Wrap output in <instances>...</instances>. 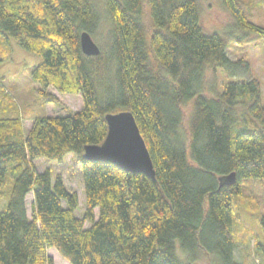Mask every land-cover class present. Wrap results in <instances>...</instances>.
Masks as SVG:
<instances>
[{
	"label": "trees",
	"instance_id": "trees-1",
	"mask_svg": "<svg viewBox=\"0 0 264 264\" xmlns=\"http://www.w3.org/2000/svg\"><path fill=\"white\" fill-rule=\"evenodd\" d=\"M220 1L238 32L264 45V28L249 21L243 1ZM103 7L108 50L87 57L80 34L92 37L99 24L93 0H0V43L12 39L40 58L28 69L35 97L59 105L53 88L82 100L80 111L36 117L27 132L19 116H0V201L7 200L0 264H53L48 249L69 264H197L201 254L213 264H242L234 257L232 201L244 179H264L261 85L240 81L249 65L226 53L242 38L205 31L199 0H103ZM207 68L237 79L207 95ZM123 111L134 117L154 180L82 159L86 146L103 143L105 116ZM68 156L80 164L81 217L62 177L34 164ZM231 173L235 182L219 187ZM257 252L264 263V245Z\"/></svg>",
	"mask_w": 264,
	"mask_h": 264
},
{
	"label": "rangeland",
	"instance_id": "rangeland-1",
	"mask_svg": "<svg viewBox=\"0 0 264 264\" xmlns=\"http://www.w3.org/2000/svg\"><path fill=\"white\" fill-rule=\"evenodd\" d=\"M99 12L100 21L92 35L93 41L103 49L108 50L109 23L105 15L103 0H93ZM249 11V21L255 26L264 28V0H242ZM201 6L200 23L207 32L232 31L241 39V44L233 43L226 53L232 61H242L249 65L248 74L241 75L240 81L256 79L261 85L262 102L264 104V45L256 38V34L244 35L234 26L231 14L222 6L220 0H199ZM243 42V43H242ZM0 92L5 100H0V116L17 115L21 118L24 132L31 127L36 117L67 115L78 112L82 108L80 95L61 94L53 88L47 91L59 99V105L43 104L35 96V89L39 88L32 78L29 68L39 64L40 58L23 50L10 39V42L0 43ZM244 66V65H242ZM222 69L212 71L207 68L204 76L205 94H212L213 90L221 91L225 83L230 80ZM16 113V114H15ZM36 170L42 172L51 168L54 175H59L68 190L77 194L79 207L77 216L81 217L85 209V195L79 161L74 156H68L62 163H52L45 160L34 162ZM234 213L237 217L234 224V257L242 264H264L262 256L257 252L258 245H264V179H244L242 193L233 198ZM32 194L26 199L27 216L31 218ZM7 200L0 201V211L5 208ZM95 219L98 210H95ZM89 224H85L88 228ZM178 248V242H176ZM47 254L53 264H69L62 259L54 249H48ZM181 259L184 255L178 251ZM197 264H213L212 259L204 254L200 255Z\"/></svg>",
	"mask_w": 264,
	"mask_h": 264
},
{
	"label": "water",
	"instance_id": "water-1",
	"mask_svg": "<svg viewBox=\"0 0 264 264\" xmlns=\"http://www.w3.org/2000/svg\"><path fill=\"white\" fill-rule=\"evenodd\" d=\"M80 48L87 57L100 54V48L87 32L80 34ZM105 121L108 132L103 143L86 146L82 159L108 163L126 173L143 174L154 180L152 161L132 114L127 111L108 114ZM218 180L219 187H222L232 185L236 178L231 173Z\"/></svg>",
	"mask_w": 264,
	"mask_h": 264
}]
</instances>
